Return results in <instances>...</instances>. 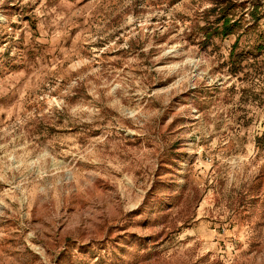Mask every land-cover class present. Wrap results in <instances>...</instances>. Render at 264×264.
<instances>
[{
  "label": "rangeland",
  "instance_id": "1",
  "mask_svg": "<svg viewBox=\"0 0 264 264\" xmlns=\"http://www.w3.org/2000/svg\"><path fill=\"white\" fill-rule=\"evenodd\" d=\"M0 264H264V0H0Z\"/></svg>",
  "mask_w": 264,
  "mask_h": 264
},
{
  "label": "trees",
  "instance_id": "2",
  "mask_svg": "<svg viewBox=\"0 0 264 264\" xmlns=\"http://www.w3.org/2000/svg\"><path fill=\"white\" fill-rule=\"evenodd\" d=\"M223 20H224L223 27L229 29V28H230V24H229V20H228V18L225 16V17H223ZM225 30H226V29H225Z\"/></svg>",
  "mask_w": 264,
  "mask_h": 264
}]
</instances>
